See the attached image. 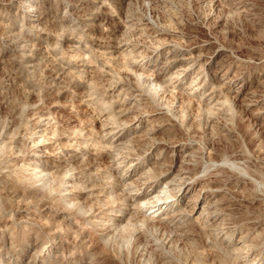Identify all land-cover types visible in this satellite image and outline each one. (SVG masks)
<instances>
[{
  "label": "rangeland",
  "instance_id": "374dc122",
  "mask_svg": "<svg viewBox=\"0 0 264 264\" xmlns=\"http://www.w3.org/2000/svg\"><path fill=\"white\" fill-rule=\"evenodd\" d=\"M186 143L214 213L164 228L136 202ZM0 264H264V0H0Z\"/></svg>",
  "mask_w": 264,
  "mask_h": 264
},
{
  "label": "bare ground",
  "instance_id": "6f19581e",
  "mask_svg": "<svg viewBox=\"0 0 264 264\" xmlns=\"http://www.w3.org/2000/svg\"><path fill=\"white\" fill-rule=\"evenodd\" d=\"M198 64H200L199 59H197L195 56H193L190 53H181V54L177 53V52L172 53L168 57V59L166 60L164 67H163L162 73H165V77L160 78V79L157 78L156 81H157L159 86H162V85L165 86L166 83H168L170 79H177V80L187 79V77L189 76V72L191 70H195L196 67L198 66ZM220 72H221L220 68H215L213 70L207 71L208 75L210 77H212L213 79L217 78L219 76ZM162 73H158L157 76H161ZM201 74L202 73L198 71L197 76L194 79H192V81L190 82V85L198 86L200 83V82H198V80L200 79ZM226 74H227V71L225 73H223L220 78L222 80L226 79L227 78ZM193 75H194V73H193ZM204 87H205V85L199 86V88L202 90L205 89ZM135 95L139 96L141 94H139V92H138ZM207 95H208V97L210 96L209 101L212 102L214 105L217 106V105H220L222 103L219 98H216L213 95L212 92L209 91L207 93ZM253 100H255V99H253ZM258 100H259V98H258ZM250 106H251V104H250ZM150 116L153 117L152 115H150ZM137 120L141 121V119H137ZM148 128L149 129L144 128L145 130H142L140 135H138V137H141L142 136L141 134L144 132V133H147L148 135L151 136V145L147 150H145V153L153 152L156 148L160 147L161 143L163 142L162 140L160 142V140L159 139L157 140L156 139L157 137L154 136L155 135L154 131L156 130V128H154L152 126L148 127ZM143 136H144V134H143ZM120 143H122V142H120ZM163 143H164V145H166L165 142H163ZM187 144L188 143H186L184 145V147L182 149H180L177 154L173 153L174 155L172 158V164H170V165H166L165 157L163 155L165 153L167 147L165 148V146H164L161 148L159 153L157 152V156H156L157 161L155 162V166H160L163 169V170L161 169L160 176L164 177L166 179L165 183H164V187L161 190H156V191L154 190L153 192L148 193L144 199H142L139 202H136V203H139L138 206H140V208L144 211V216L148 220L158 222L160 225L164 226V228L165 227H171V225H174V226L176 225L177 226L176 228H178L179 223H181L182 221H187V220L205 223V222L209 221L210 217L214 213L213 207H214L215 201L213 202L212 200H210V199L206 198V196H204V194L207 192L206 186H201L199 189H197L196 185L198 184L197 183L198 178L196 176H192V173L190 174V172L187 170L188 166L186 167V165L189 164L188 162L194 153V147L192 145H187ZM174 152H176V151H174ZM132 155L138 157L136 159L137 161L136 162L134 161L135 162L134 165L139 163V160L141 159V157H143L142 152L133 153ZM36 156H37V158H40L43 155L42 156L36 155ZM32 163L34 164L35 170H37L40 174L45 172V171L47 172V169L44 168V164L41 160H39V161L33 160ZM177 166L179 168L176 169ZM38 176L41 178H44V175H38ZM151 180L152 179H150V177H143L142 175H140L139 178L134 179L132 184L137 183L138 188L141 190V189H144V187L151 185L152 184ZM195 188L197 190H195ZM189 190L191 192L190 198L187 199V201L185 203L181 204L180 199H181L182 195L185 192H188ZM67 191H69V190H67ZM201 201H202V205L200 208L199 203H201ZM153 209H157V212L153 211ZM240 241L241 240L239 239L236 245L241 244ZM45 245H47V244H45Z\"/></svg>",
  "mask_w": 264,
  "mask_h": 264
}]
</instances>
